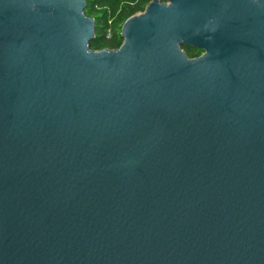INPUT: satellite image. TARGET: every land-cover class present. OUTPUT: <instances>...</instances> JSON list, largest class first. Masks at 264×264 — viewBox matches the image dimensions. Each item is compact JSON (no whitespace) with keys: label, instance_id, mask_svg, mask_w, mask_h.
I'll list each match as a JSON object with an SVG mask.
<instances>
[{"label":"water","instance_id":"95a60500","mask_svg":"<svg viewBox=\"0 0 264 264\" xmlns=\"http://www.w3.org/2000/svg\"><path fill=\"white\" fill-rule=\"evenodd\" d=\"M86 6L0 0V264H264V0Z\"/></svg>","mask_w":264,"mask_h":264},{"label":"trees","instance_id":"16d2710c","mask_svg":"<svg viewBox=\"0 0 264 264\" xmlns=\"http://www.w3.org/2000/svg\"><path fill=\"white\" fill-rule=\"evenodd\" d=\"M151 0H86L85 12L96 20L95 37L90 41L92 49L119 48L123 42L121 30L131 16L143 12ZM186 51V50H185ZM186 53L192 58V54Z\"/></svg>","mask_w":264,"mask_h":264},{"label":"flooded vegetation","instance_id":"af4514ba","mask_svg":"<svg viewBox=\"0 0 264 264\" xmlns=\"http://www.w3.org/2000/svg\"><path fill=\"white\" fill-rule=\"evenodd\" d=\"M184 49L192 54V56H193L192 58H197V57H200V56L205 54V50L202 49V48H197V47L188 48V47H184Z\"/></svg>","mask_w":264,"mask_h":264},{"label":"rangeland","instance_id":"374dc122","mask_svg":"<svg viewBox=\"0 0 264 264\" xmlns=\"http://www.w3.org/2000/svg\"><path fill=\"white\" fill-rule=\"evenodd\" d=\"M94 50H98V51H99V50H103V49H100V48H99V49H94Z\"/></svg>","mask_w":264,"mask_h":264}]
</instances>
